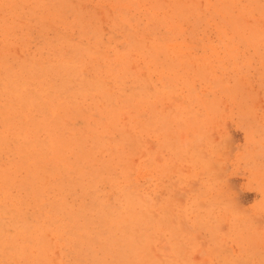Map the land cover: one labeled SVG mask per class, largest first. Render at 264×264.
Here are the masks:
<instances>
[{
	"label": "rangeland",
	"instance_id": "374dc122",
	"mask_svg": "<svg viewBox=\"0 0 264 264\" xmlns=\"http://www.w3.org/2000/svg\"><path fill=\"white\" fill-rule=\"evenodd\" d=\"M65 1L68 4L63 3ZM81 1L82 2H80V0H0V109H4L0 110V138H2V141H0V155L2 156H0V172H3L0 174V222L2 221L0 223V234L2 233L0 236V245L2 244L0 246V264H67L68 262V264H102L103 260V264H137V262L139 264H264V38H262L264 37V0H252L251 3L250 0L248 3V0H218L219 2L213 0L214 3L212 0H156L155 2L154 0H117V2L116 0H97L98 2H95L96 0ZM193 1L196 3L194 4ZM230 1L233 2L231 3ZM56 2L59 3L60 6L59 4L55 6V4H57ZM137 2L139 4H137ZM175 2L178 3V5L180 3V5L178 6L177 4H174ZM205 2L208 3V6ZM223 2L231 4L224 3V6ZM186 3H190V5ZM110 4L112 6H110ZM165 4L167 6H165ZM187 5L189 7H187ZM214 5H218V7ZM150 6L154 7L151 8ZM247 6H249V8ZM53 7L55 9H53ZM164 8L166 10H164ZM62 10H64V13L66 12V14H64ZM73 11L76 13L74 14ZM232 11L235 13L231 14ZM237 12L239 16L237 15ZM157 13H160L161 15ZM59 14H61V16ZM119 14L123 18L120 17ZM64 15L66 16L64 17ZM62 16L64 18H62ZM115 16H118V19ZM220 16H223V20H220L222 19ZM141 17H143V19H141ZM171 17L173 18V22H171ZM253 17L257 18L254 19ZM145 18L146 20H144ZM233 18L235 22L233 21ZM112 19L113 21H111ZM157 19H159V22ZM56 21L58 23H56ZM87 21L89 23H87ZM114 21L115 23L118 22L115 24ZM231 21H233V23H231ZM62 22L64 24H62ZM65 23H67V25ZM96 23L97 25H95ZM72 24L78 25L76 26ZM176 24L177 27H175ZM99 25H105V28ZM171 25L174 26L171 27ZM244 26L246 27L243 28ZM61 27L64 28V31ZM75 27H77V29ZM98 27H100V29ZM67 28L68 30H66ZM242 28L244 30H242ZM101 29L103 31H101ZM180 29L184 30V32ZM60 30L63 32H60ZM129 31H131V34H128L130 33ZM96 32L98 34H96ZM235 32L236 34L234 35ZM168 35L169 38H167ZM56 36L57 38L59 37L58 40L57 38L55 39ZM253 36H256V39ZM258 36L260 38H258ZM120 37H122V40H119ZM229 37H231V39ZM151 38L153 40H151ZM106 39L107 41H104ZM112 40L114 42H112ZM50 41L53 42H51V45H49ZM181 41L183 45L180 43ZM127 43L131 44L127 45ZM222 43L224 47L221 46ZM136 44H138L140 48L136 46ZM242 44L244 45L242 46ZM247 45H249V48ZM151 46H154L155 50L154 47ZM100 47L103 48L101 49ZM159 47L161 48L159 49ZM234 47L236 48L234 49ZM153 52H155V54ZM144 60L146 62H144ZM127 61H132L133 63H128ZM34 65L36 66L34 71L37 69L36 72L33 71ZM37 66L41 68H37ZM54 66L59 68H55ZM27 67L30 71H28ZM130 68L131 70L135 69L136 71H131ZM63 69L66 70L63 71ZM24 70H26V72ZM54 70H58V73ZM20 71L21 73H19ZM23 71L24 73H22ZM41 72L44 75H41ZM62 72L63 75H61ZM138 72L139 74H137ZM25 73H27V75ZM34 73L37 74L34 76ZM136 74L137 78L135 77ZM125 75L127 79L125 78ZM119 77H122L120 78L121 81L118 80ZM11 84H13V86ZM131 85L134 87L131 88ZM58 89H60V91ZM69 91H71L70 94H68ZM141 91L143 93H141ZM47 93H49L48 96L46 95ZM60 93L62 95L67 93V95L64 94L62 96ZM144 94L146 95L145 97H143ZM131 96H133V98ZM112 98H114L113 101ZM120 99H122L121 102ZM159 99L163 101L157 102ZM13 101L15 102L12 103ZM146 102L149 106L151 105L150 108ZM35 103L36 105H34ZM131 104L132 106H136L132 107L130 106ZM12 106H15L14 108L16 109ZM72 107L74 108L72 109ZM89 109H91L90 112ZM98 109H102L103 112ZM6 110L9 112H6ZM76 110L80 114L77 113ZM134 110L140 115L135 112V116V114H133ZM150 110L152 111L150 112ZM112 112L115 115H113ZM117 113L118 115L116 116ZM145 113H148V115ZM71 114L74 115V117ZM66 115L71 116H68V118ZM78 115H81L82 118L87 115V119L85 117L84 121H82L83 119ZM114 118H116L117 122ZM27 119L30 124L27 122ZM60 119L62 121H58ZM147 119L150 120L147 121ZM11 120H13V122ZM32 120L36 123H32ZM53 121L55 124H53ZM11 124L13 125L11 126ZM40 124H42V126ZM56 125L60 127L58 128ZM147 125H150L153 128L151 129V127ZM89 126L91 127L90 129ZM66 127L69 130L67 129L66 131ZM121 127L122 130L125 129L123 130V134L126 132L125 135L121 133ZM138 128L139 130H137ZM113 129L115 131H113ZM47 131H49V133ZM104 132H106V134ZM149 133H151V135ZM145 134H148L149 137ZM53 137H55V139H53ZM49 138L51 140H49ZM128 138L131 139L129 140ZM67 139L69 140L67 141ZM79 139L82 144H80ZM4 140L6 141L4 142ZM65 141L67 142V146ZM60 142L63 143L60 145ZM93 142L94 144L97 143V145L93 146ZM69 143L72 146H70ZM38 144L39 146H37ZM73 144H75V146ZM59 148H61L60 151ZM114 148H116V150ZM136 150H138L140 154L136 152ZM119 153L123 154L119 155ZM61 154L63 155V159L60 156ZM86 155H89V160L86 158ZM23 157H25V159ZM84 158L85 160H83ZM92 158L95 160L92 161ZM19 159H21V162L23 161V163H21ZM14 162L17 164H14ZM24 163H26L27 166H24ZM76 163H80V165ZM13 170L17 174L11 172ZM64 171H66L67 175ZM108 172L111 173L108 174ZM112 173H114V176ZM49 174L51 175L50 177ZM68 175L70 179H68ZM98 175L99 177H97ZM13 177L15 179H13ZM40 177L44 178V180H38ZM9 179L11 181L13 180V182ZM65 179L68 181L66 182ZM77 179H79V181ZM86 179H88V181ZM24 183H26V185H24ZM44 183L46 186H43ZM79 183L82 184V186H79ZM62 186L65 187L63 188ZM20 188L22 192L20 191ZM56 188L58 190L60 189V191ZM73 188L76 189V194H80L79 196L77 195L76 197L74 190H71ZM30 189L32 191H30ZM51 190L54 192L52 193ZM25 192L29 197L28 195H25ZM36 193H38V195H35ZM88 194L94 197L90 196V198H88ZM7 195L10 197L11 195L13 196L10 198ZM63 196H65V198ZM128 199L129 201L131 200L132 203L126 201ZM99 201L102 206L99 204ZM90 202H92V204H90ZM130 203L133 208L130 207ZM85 204H87V208ZM32 205H34V207ZM20 206L23 208L20 209ZM78 207L81 208L78 210ZM94 207L96 208V211H94ZM98 207L100 209H98ZM59 208L62 210L60 211ZM36 209L38 210L36 211ZM40 210L42 213H39L41 212ZM82 210H84V213H81V215L80 212H82ZM58 211L60 212L58 213ZM137 211L138 213H141L140 215L137 213L138 216L135 213ZM17 214L19 215L18 217H16ZM88 214H90L92 219ZM103 214L107 215L104 219L103 217H105V215ZM80 217L81 220H78ZM126 217L132 218L133 221ZM26 220L28 221L26 222ZM82 221H85V223ZM78 222H80V225ZM102 222L104 224H102ZM114 222H116V225ZM132 222L136 223L132 224ZM150 222L152 223V226ZM138 223L139 225L136 226ZM143 224L150 225L145 226ZM34 225H36V227ZM88 225L90 227L93 226V228H90ZM114 228L118 230H115ZM90 229L93 230L89 231ZM154 230L155 232L157 230V232L155 233ZM17 231H19V233ZM21 231H24V233L21 234ZM25 231H29L30 233ZM71 232H73V234ZM88 232L90 233L88 234ZM91 232H94L93 235ZM127 233L128 237L126 236ZM17 234L19 235L17 236ZM45 234H47V236H45ZM2 236L4 238H2ZM33 236H37L38 238L36 239V237H34L35 239H33ZM48 236L51 237L49 238ZM104 236H106V239L102 238ZM73 237H75V239H73ZM121 237L124 240H122ZM23 239H25V241ZM76 239L79 240L77 241ZM149 239L152 242L149 241ZM48 240H50V242ZM92 241L94 245L91 243ZM116 241L121 245L119 246L120 248ZM106 242L110 245L112 244V247L109 244L107 245ZM42 243L46 250L42 247ZM131 243L132 245H130ZM11 244L13 245L12 247ZM86 244L87 248H85ZM100 244H102V247ZM93 246L95 247L92 248ZM146 246H148V248ZM15 247L16 249H14ZM28 248H30V251ZM100 248L101 250L106 248V250L103 249L102 251L104 252H101ZM124 250L125 252H123ZM29 252L30 254H28ZM27 254L30 257L33 254H36L37 256L35 257V255H33V260L27 256ZM126 254H128V257ZM44 255L47 257H44ZM101 255L102 257H100ZM107 255L110 256L107 258ZM98 256L100 258H98ZM110 257L113 258L110 259ZM114 257H117V260ZM127 259L130 263H127ZM121 260H123V262ZM57 261H59V263Z\"/></svg>",
	"mask_w": 264,
	"mask_h": 264
},
{
	"label": "bare ground",
	"instance_id": "6f19581e",
	"mask_svg": "<svg viewBox=\"0 0 264 264\" xmlns=\"http://www.w3.org/2000/svg\"><path fill=\"white\" fill-rule=\"evenodd\" d=\"M55 1H56V0H55ZM76 1H77V0H76ZM78 1H79V0H78ZM98 1H99V0H98ZM98 1L96 0L95 2H98ZM113 1H114V0H113ZM144 1H145V0H144ZM147 1H148V0H147ZM150 1H151V0H150ZM150 1H149V2H150ZM152 1H153V0H152ZM155 1H156V0H154V2H155ZM158 1H160V0H158ZM162 1H163V0H162ZM173 1H174V0H173ZM173 1H172V2H173ZM181 1H182V0H181ZM186 1H187V0H186ZM212 1H213V0H212ZM214 1H215V0H214ZM214 1H213V3H214ZM216 1H218V0H216ZM225 1H226V0H225ZM235 1H236V0H235ZM244 1H245V0H244ZM244 1H243V2H244ZM254 1H255V0H254ZM261 1H262V0H261ZM80 2H82V1L80 0ZM90 2H91V1H90ZM116 2H117V0H116ZM126 2H127V1H126ZM179 2H180V1H179ZM218 2H219V1H218ZM230 2H231V1H230ZM232 2H233V1H232ZM232 2H231V3H232ZM248 2H249V0L247 1V3H248ZM251 2H252V0H250V3H251ZM263 2H264V1H263ZM56 3H57V2H56ZM63 3H66V1L63 2ZM91 3H92V2H91ZM102 3H104V2H102ZM102 3H101V4H102ZM123 3H124V2H123ZM130 3H131V2H130ZM130 3H129V4H130ZM141 3H142V2H141ZM182 3H183V2H182ZM193 3H194V1H193ZM195 3H196V2H195ZM195 3H194V4H195ZM198 3H199V2H198ZM206 3H207V2H205V4H206ZM224 3H226V2H223V5L225 6ZM227 3H228V2H227ZM227 3H226V4H227ZM231 3H228V4L230 5ZM58 4H59V3L55 4V6L58 5ZM61 4H62V3H61ZM66 4H68V3H66ZM72 4H73V3H72ZM105 4H106V2H105ZM108 4H109V3H108ZM137 4H139V3L137 2ZM137 4H136V5H137ZM157 4H158V3H157ZM174 4H177V5H178V3H176V2H175ZM184 4H185V3H184ZM186 4H188V3H186ZM253 4H254V3H253ZM260 4H261V3H260ZM64 5H65V4H64ZM70 5H71V4H70ZM74 5H75V4H74ZM77 5H78V4H77ZM94 5H95V4H94ZM102 5H103V4H102ZM106 5H107V4H106ZM115 5H116V4H115ZM123 5H124V4H123ZM125 5H126V4H125ZM145 5H146V4H145ZM147 5H148V4H147ZM158 5H160V4H158ZM172 5H173V4H172ZM179 5H180V3H179ZM179 5H178V6H179ZM188 5H190V3H189ZM188 5H187V7H189ZM196 5H198V4H196ZM229 5H228V7L230 8ZM235 5H236V4H235ZM241 5H242V4H241ZM59 6H60V4H59ZM110 6H112V5L110 4ZM113 6H114V5H113ZM165 6H167V5L165 4ZM178 6H177V7H178ZM183 6H185V5H183ZM207 6H208V3H207ZM214 6H217V7H218V5H214ZM219 6H220V5H219ZM224 6H223V7H224ZM242 6H243V5H242ZM242 6H241V7H242ZM255 6H256V4H255ZM255 6H254V7H255ZM65 7H66V6H65ZM124 7H125V6H124ZM133 7H134V5H133ZM137 7H138V6H137ZM150 7H151V6H150ZM150 7H148V8H150ZM152 7H154V6H152ZM152 7H151V8H152ZM155 7H156V6H155ZM172 7H173V6H172ZM185 7H186V6H185ZM196 7H197V6H196ZM199 7H200V6H199ZM199 7H198V8H199ZM233 7H234V6H233ZM235 7H236V6H235ZM237 7H238V6H237ZM247 7L249 8V6H247ZM247 7H246V8H247ZM252 7H253V6H252ZM259 7H260V6H259ZM71 8H72V7H71ZM71 8H70V9H71ZM139 8H140V7H139ZM173 8H174V7H173ZM212 8H213V7H212ZM250 8H251V7H250ZM53 9H55V8L53 7ZM72 9H73V8H72ZM153 9H154V8H153ZM176 9H177V8H176ZM176 9H174V10H176ZM180 9H182V8H180ZM232 9H233V8H232ZM238 9H239V8H238ZM242 9H243V8H242ZM59 10H60V8H59ZM66 10H67V9H66ZM75 10H76V9H75ZM114 10H115V9H114ZM120 10H121V9H120ZM127 10H128V9H127ZM130 10H131V8H130ZM164 10H166V9L164 8ZM186 10H187V9H186ZM216 10H217V9H216ZM228 10H229V9H228ZM228 10H227V11H228ZM235 10H236V9H235ZM262 10H263V9H262ZM62 11H63V13H64V10H62ZM62 11H61V13H62ZM115 11H116V10H115ZM118 11H119V10H118ZM128 11H129V10H128ZM137 11H138V10H137ZM159 11H160V10H159ZM169 11H170V10H169ZM171 11H172V9H171ZM176 11H178V10H176ZM193 11H194V10H193ZM243 11H244V10H243ZM251 11H253V10H251ZM260 11H261V10H260ZM55 12H56V11H55ZM57 12H58V10H57ZM121 12H122V10H121ZM147 12H148V11H147ZM156 12H157V11H156ZM173 12H174V11H173ZM189 12H190V10H189ZM218 12H219V11H218ZM261 12H262V11H261ZM261 12H260V13H261ZM59 13H60V12H59ZM68 13H69V12H68ZM71 13H72V12H71ZM73 13L75 14L76 12L73 11ZM77 13H78V12H77ZM116 13H117V12H116ZM118 13H120V12H118ZM150 13H151V11H150ZM161 13H162V12H161ZM181 13H182V12H181ZM185 13H186V12H185ZM194 13H195V12H194ZM229 13H230V12H229ZM234 13H235V12L232 11L231 14H234ZM256 13H259V12H256ZM64 14H66V12H65ZM80 14H82V13H80ZM107 14H108V13H107ZM107 14H106V15H107ZM127 14H128V12H127ZM142 14H143V13H142ZM146 14H147V13H146ZM154 14H155V12H154ZM157 14L161 15L160 13H157ZM177 14H178V13H177ZM199 14H200V12H199ZM203 14H204V13H203ZM207 14H208V13H207ZM210 14H211V12H210ZM215 14H216V13H215ZM227 14H228V13H227ZM50 15H51V14H50ZM59 15L61 16V14H59ZM123 15H124V14H123ZM137 15H138V14H137ZM151 15H152V14H151ZM163 15H164V14H163ZM173 15H174V14H173ZM205 15H206V13H205ZM205 15H204V16H205ZM218 15H219V14H218ZM237 15H238V12H237ZM237 15H236V16H237ZM244 15H245V14H244ZM251 15H252V14H251ZM261 15H262V13H261ZM263 15H264V14H263ZM55 16H56V15H55ZM65 16H66V15H64V17H65ZM68 16H69V15H68ZM71 16H72V15H71ZM77 16H78V15H77ZM81 16H83V15H81ZM88 16H89V15H88ZM109 16H110V15H109ZM119 16L122 17L120 14H119ZM128 16H129V15H128ZM128 16H126V17H128ZM132 16H133V15H132ZM141 16H142V15H141ZM152 16H153V15H152ZM157 16H158V15H157ZM184 16H185V15H184ZM186 16H187V15H186ZM188 16H189V15H188ZM196 16H197V13H196ZM234 16H235V15H234ZM234 16H233V17H234ZM238 16H239V15H238ZM246 16H247V15H246ZM53 17H54V16H53ZM53 17H52V18H53ZM56 17H58V16H56ZM64 17L62 16V18H64ZM106 17H107V16H106ZM115 17H116V16H115ZM147 17H148V16H147ZM147 17H146V18H147ZM149 17H150V16H149ZM162 17H163V16H162ZM169 17H170V16H169ZM193 17H194V16H193ZM202 17H203V16H202ZM222 17H223V16H222ZM222 17L220 16V18H222ZM241 17H242V16H241ZM241 17H240V18H241ZM50 18H51V17H50ZM66 18H67V17H66ZM76 18H77V17H76ZM83 18H84V17H83ZM87 18H88V17H87ZM108 18H110V17H108ZM116 18L118 19V16H117ZM122 18H123V17H122ZM130 18H132V17H130ZM136 18H137V16H136ZM146 18H145L144 20H146ZM150 18H152V17H150ZM153 18H154V17H153ZM194 18H195V17H194ZM198 18H199V16H198ZM198 18H197V19H198ZM207 18H209V17H207ZM213 18H214V17H213ZM231 18H232V17H231ZM231 18H230V19H231ZM246 18H247V17H246ZM249 18H250V17H249ZM253 18L255 19V18H257V17H253ZM263 18H264V17H263ZM54 19H55V18H54ZM81 19H82V18H81ZM94 19H95V18H94ZM110 19H111V18H110ZM132 19H133V18H132ZM141 19H143V17H141ZM167 19H168V17H167ZM171 19H172L171 22H173V18H172V17H171ZM200 19H201V18H200ZM214 19H215V18H214ZM230 19H229V20H230ZM237 19H239V18H237ZM61 20H62V19H61ZM86 20H89V19H86ZM160 20H161V19H160ZM215 20H216V19H215ZM218 20H219V19H218ZM220 20H223V18L220 19ZM220 20H219V21H220ZM259 20H260V19H259ZM259 20H258V21H259ZM59 21H60V20H59ZM69 21H70V20H69ZM95 21H96V19H95ZM99 21H100V20H99ZM105 21H106V20H105ZM111 21H113V19H112ZM131 21H132V20H131ZM139 21H140V20H139ZM157 21L159 22V19H157ZM157 21H156V22H157ZM162 21H163V20H162ZM169 21H170V20H169ZM206 21H207V20H206ZM233 21L235 22L234 18H233ZM233 21H231V23H233ZM238 21H239V20H238ZM241 21H242V20H241ZM254 21H255V20H254ZM90 22H91V21H90ZM117 22H118V21H117ZM117 22H116V23H117ZM150 22H151V21H150ZM158 22H157V23H158ZM175 22H176V21H175ZM188 22H189V21H188ZM210 22H211V21H210ZM226 22H227V21H226ZM246 22H247V21H246ZM256 22H257V21H256ZM56 23H58V22L56 21ZM67 23H68V22H67ZM67 23H65V24L67 25ZM79 23H80V22H79ZM85 23H86V21H85ZM87 23H89V22L87 21ZM93 23H94V22H93ZM99 23H100V22H99ZM101 23H102V21H101ZM109 23H110V22H109ZM114 23H115V21H114ZM116 23H115V24H116ZM133 23H134V21H133ZM142 23H143V22H142ZM147 23H148V22H147ZM179 23H181V22H179ZM183 23H184V21H183ZM185 23H186V22H185ZM223 23H224V21H223ZM231 23H230V26H231ZM247 23H249V22H247ZM247 23H246V24H247ZM260 23H262V22H260ZM263 23H264V22H263ZM62 24H64V23L62 22ZM105 24H106V23H105ZM127 24H128V23H127ZM164 24H165V20H164ZM171 24H172V23H171ZM173 24H174V23H173ZM227 24H229V23H227ZM234 24H235V23H234ZM53 25H54V23H53ZM60 25H61V24H60ZM70 25H71V24H70ZM72 25H76V24H72ZM77 25H78V24H77ZM77 25H76V26H77ZM95 25H97V23H96ZM111 25H112V24H111ZM118 25H119V24H118ZM139 25H140V22H139ZM148 25H149V24H148ZM167 25H168V24H167ZM190 25H191V22H190ZM192 25H193V24H192ZM205 25H207V24H205ZM209 25H210V24H209ZM216 25H217V24H216ZM225 25H226V23H225ZM241 25H243V24H241ZM261 25H262V24H261ZM261 25H260V27H261ZM54 26H55V25H54ZM63 26H64V25H63ZM82 26H83V25H82ZM88 26H89V25H88ZM99 26L102 27L103 25H99ZM108 26H109V24H108ZM157 26H158V25H157ZM161 26H163V25H161ZM168 26H169V25H168ZM172 26H174V25H171V27H172ZM185 26H186V24H185ZM193 26H194V25H193ZM213 26H214V25H213ZM217 26H218V25H217ZM247 26H248V25H247ZM70 27H71V26H70ZM83 27H84V26H83ZM89 27H90V26H89ZM89 27H88V29H89ZM103 27L105 28V25H104ZM109 27H110V26H109ZM121 27H122V26H121ZM121 27H120V28H121ZM137 27H138V26H137ZM142 27H143V26H142ZM164 27H165V25H164ZM164 27H163V28H164ZM175 27H177V24L175 25ZM190 27H191V26H190ZM224 27H225V26H224ZM228 27H229V26H228ZM245 27H246V26H244L243 28H245ZM262 27H263V25H262ZM56 28H57V27H56ZM61 28H63V27H61ZM65 28H66V26H65ZM75 28L77 29V27H75ZM98 28L100 29V27H98ZM134 28H135V27H134ZM199 28H200V27H199ZM202 28H203V27H202ZM208 28H209V26H208ZM243 28H242V30H244ZM57 29H58V28H57ZM76 29H75V30H76ZM79 29H80V28H79ZM86 29H87V28H86ZM88 29H87V30H88ZM92 29H93V28H92ZM109 29H110V28H109ZM121 29H122V28H121ZM137 29H138V28H137ZM144 29H145V28H144ZM146 29H147V27H146ZM178 29H179V28H178ZM206 29H207V28H206ZM211 29H212V28H211ZM220 29H221V28H220ZM236 29H237V27H236ZM239 29H240V28H239ZM258 29H259V28H258ZM61 30H62V29H61ZM61 30H60V32H63V31H64V28H63V31H61ZM66 30H68V28H67ZM89 30H90V29H89ZM127 30H128V29H127ZM147 30H148V29H147ZM161 30H162V29H161ZM161 30H160V31H161ZM180 30H181V29H180ZM188 30H189V29H188ZM192 30H193V28H192ZM202 30H204V29H202ZM230 30H231V29H230ZM237 30H238V29H237ZM260 30H261V29H260ZM91 31H93V30H91ZM96 31H97V30H96ZM101 31H103V30L101 29ZM148 31H149V30H148ZM181 31L184 32V30H181ZM193 31H194V30H193ZM195 31H196V30H195ZM207 31H209V30H207ZM213 31H214V30H213ZM218 31H219V30H218ZM233 31H234V30H233ZM238 31H239V30H238ZM247 31H248V30H247ZM258 31H259V30H258ZM261 31H262V30H261ZM78 32H79V31H78ZM78 32H77V33H78ZM93 32H94V31H93ZM93 32H92V33H93ZM111 32H112V31H111ZM121 32H122V31H121ZM129 32H130V33H128V34H131V31H129ZM168 32H170V31H168ZM202 32H203V31H202ZM219 32H220V31H219ZM219 32H218V33H219ZM231 32H232V30H231ZM236 32H237V31H236ZM236 32L234 33V35L236 34ZM239 32H240V31H239ZM242 32H243V31H242ZM262 32H263V31H262ZM92 33H91V34H92ZM99 33H100V32H99ZM125 33H126V32H125ZM125 33H124V34H125ZM162 33H163V32H162ZM210 33H211V32H210ZM224 33H225V32H224ZM232 33H233V32H232ZM260 33H261V32H260ZM56 34H57V33H56ZM68 34H69V33H68ZM93 34H94V33H93ZM96 34H98V33L96 32ZM122 34H123V33H122ZM202 34H203V33H202ZM221 34H222V33H221ZM229 34H230V33H229ZM83 35H85V34H83ZM101 35H102V34H101ZM106 35H108V34H106ZM125 35H126V34H125ZM133 35H134V34H133ZM183 35H184V34H183ZM247 35H248V34H247ZM61 36H62V35H61ZM74 36H75V35H74ZM76 36H77V35H76ZM78 36H79V35H78ZM123 36H124V35H123ZM123 36H122V37H123ZM127 36H129V35H127ZM134 36H135V35H134ZM145 36H147V35H145ZM151 36H152V35H151ZM153 36H155V35H153ZM64 37H65V36H64ZM122 37H120L119 40H122V39H121ZM158 37H159V36H158ZM185 37H186V36H185ZM202 37H203V36H202ZM231 37H232V36H231ZM231 37H229V38L231 39ZM253 37L255 38L256 36H253ZM56 38H57V36L55 37V39H56ZM65 38H66V37H65ZM65 38H63V39H65ZM100 38H101V37H100ZM115 38H117V37H115ZM129 38H130V37H129ZM167 38H169V35H168ZM177 38H178V37H177ZM177 38H176V39H177ZM226 38H227V37H226ZM226 38H225V39H226ZM229 38H228V39H229ZM258 38H260V37L258 36ZM262 38H264V37H262ZM58 39H59V37L57 38V40H58ZM113 39H114V38H113ZM127 39H128V38H127ZM162 39H163V38H162ZM174 39H175V38H174ZM174 39H173V40H174ZM178 39H179V38H178ZM187 39H188V37H187ZM201 39H202V38H201ZM215 39H216V38H215ZM215 39H214V41H215ZM219 39H220V38H219ZM245 39H246V38H245ZM251 39H252V38H251ZM255 39H256V38H255ZM61 40H62V39H61ZM66 40H67V38H66ZM151 40H153V39L151 38ZM171 40H172V38H171ZM206 40H207V38H206ZM243 40H244V39H243ZM257 40H258V39H257ZM263 40H264V39H263ZM64 41H65V40H64ZM77 41H78V40H77ZM92 41H93V40H92ZM104 41H107V39L104 40ZM116 41H117V40H116ZM127 41H128V40H127ZM135 41H136V40H135ZM165 41H166V40H165ZM179 41H180V40H179ZM179 41H178V42H179ZM231 41H232V40H231ZM258 41H259V40H258ZM51 42H52V41H50V44H49V45H51ZM60 42H61V41H60ZM66 42H67V41H66ZM112 42H114V41L112 40ZM124 42H125V41H124ZM163 42H164V41H163ZM171 42H173V41H171ZM204 42H205V41H204ZM224 42H225V40H224ZM229 42H230V41H229ZM254 42H255V41H254ZM52 43H53V42H52ZM57 43H58V41H57ZM118 43H119V42H118ZM131 43H132V41H131ZM131 43H127V45H128V44H131ZM133 43H134V42H133ZM136 43H137V42H136ZM180 43L182 44V41H181ZM250 43H251V42H250ZM55 44H56V43H55ZM61 44H62V43H61ZM113 44H114V43H113ZM115 44H116V43H115ZM140 44H141V43H140ZM144 44H145V43H144ZM164 44H166V43H164ZM187 44H188V43H187ZM192 44H193V43H192ZM217 44H218V43H217ZM228 44H229V43H228ZM231 44H232V42H231ZM236 44H237V43H236ZM239 44H240V43H239ZM248 44H249V43H248ZM254 44H255V43H254ZM257 44H258V42H257ZM259 44H260V42H259ZM70 45H71V44H70ZM109 45H110V44H109ZM127 45H126V46H127ZM182 45H183V44H182ZM194 45H195V44H194ZM234 45H235V44H234ZM243 45H244V44H242V46H243ZM252 45H253V44H252ZM68 46H69V45H68ZM75 46H76V45H75ZM101 46H102V45H101ZM106 46H107V44H106ZM122 46H123V45H122ZM136 46H138V44H136ZM196 46H197V45H196ZM218 46H219V45H218ZM221 46H223V43H222ZM225 46H226V45H225ZM231 46H232V45H231ZM238 46H239V45H238ZM247 46H248V48H249V45H247ZM256 46H257V45H256ZM69 47H70V46H69ZM129 47H130V46H129ZM138 47L140 48V46H138ZM151 47H154V46H151ZM177 47H178V46H177ZM191 47H192V46H191ZM208 47H211V46H208ZM223 47H224V46H223ZM227 47H228V46H227ZM253 47H254V46H253ZM257 47H258V46H257ZM52 48H53V47H52ZM62 48H63V47H62ZM66 48H67V47H66ZM71 48H72V47H71ZM76 48H77V47H76ZM100 48H101V47H100ZM102 48H103V47H102ZM102 48H101V49H102ZM118 48H119V47H118ZM118 48H117V50H118ZM126 48H127V47H126ZM130 48H131V47H130ZM134 48H135V47H134ZM145 48L148 49L147 47H145ZM157 48H158V47H157ZM160 48H161V47H159V49H160ZM166 48H167V47H166ZM214 48H215V47H214ZM214 48H213V49H214ZM221 48H222V47H221ZM225 48H226V47H225ZM235 48H236V47H234V49H235ZM127 49H129V48H127ZM169 49H171V48H169ZM182 49H183V48H182ZM184 49H186V48H184ZM203 49H205V48H203ZM223 49H224V48H223ZM230 49H232V48H230ZM257 49H258V48H257ZM261 49H262V48H261ZM54 50H55V49H54ZM72 50H73V49H72ZM72 50H71V51H72ZM125 50H126V49H125ZM149 50H150V48H149ZM154 50H155V47H154ZM51 51H52V50H51ZM55 51H56V50H55ZM63 51H64V50H63ZM66 51H67V50H66ZM74 51H75V50H74ZM123 51H124V49H123ZM132 51H133V50H132ZM150 51H151V50H150ZM158 51H159V50H158ZM75 52H76V51H75ZM155 52H156V51H155ZM155 52H153V53L155 54ZM97 53H98V52H97ZM109 53H110V52H109ZM206 53H207V52H206ZM72 54H73V53H72ZM81 54H83V53H81ZM85 54H86V53H85ZM161 54H162V53H161ZM67 55H68V54H67ZM70 55H71V54H70ZM83 55H84V54H83ZM110 55H111V54H110ZM129 55H130V54H129ZM131 55H132V54H131ZM150 55H153V54H150ZM158 55H159V53H158ZM160 56H161V55H160ZM42 57H43V56H42ZM59 57H60V56H59ZM66 57H67V56H66ZM75 57H76V56H75ZM124 57H125V56H124ZM130 57H131V56H130ZM138 57H139V56H138ZM142 57H143V56H142ZM45 58H46V57H45ZM69 58H70V57H69ZM69 58H68V59H69ZM76 58H77V57H76ZM76 58H75V59H76ZM131 58H132V57H131ZM139 58H141V57H139ZM161 58H162V57H161ZM81 59H82V58H81ZM51 60H52V59H51ZM63 60H64V59H63ZM63 60H62V61H63ZM82 60H84V59H82ZM88 60H89V59H88ZM90 60H91V59H90ZM132 60H133V59H132ZM141 60H142V59H141ZM77 61H78V60H77ZM114 61H115V60H114ZM55 62H56V61H55ZM112 62H113V61H112ZM122 62H123V61H122ZM127 62H128V61H127ZM129 62H130V61H129ZM129 62H128V63H129ZM131 62H132V61H131ZM131 62H130V63H131ZM144 62H146V61L144 60ZM76 63H77V62H76ZM110 63H111V62H110ZM132 63H133V62H132ZM86 64H87V63H86ZM102 64H103V63H102ZM119 64H120V63H119ZM143 64H144V63H143ZM143 64H142V65H143ZM35 65H36V64H35ZM35 65H34V67H33V68H34L33 71L35 70V67H36ZM44 65H45V64H44ZM50 65H51V64H50ZM113 65H114V64H113ZM128 65H129V64H128ZM131 65H132V64H131ZM25 66H26V65H25ZM45 66H46V65H45ZM47 66H48V65H47ZM57 66H58V65H57ZM61 66H62V65H61ZM70 66H71V65H70ZM72 66H73V65H72ZM125 66H127V65H125ZM31 67H32V66H31ZM49 67H50V66H49ZM51 67H52V66H51ZM54 67H55V66H54ZM74 67H76V66H74ZM89 67H90V66H89ZM120 67H121V66H120ZM131 67H132V66H131ZM22 68H23V66H22ZM27 68H28V67H27ZM27 68H26V69H27ZM37 68H41V67H38V66H37ZM52 68H53V67H52ZM55 68H59V67H55ZM103 68H104V67H103ZM152 68H153V67H152ZM60 69H61V68H60ZM71 69H72V68H71ZM123 69H124V68H123ZM128 69H129V68H128ZM22 70H23V69H22ZM45 70H46V69H45ZM64 70H66V69H63V71H64ZM73 70H74V69H73ZM73 70H72V71H73ZM110 70H111V69H110ZM113 70H114V69H113ZM126 70H127V69H126ZM126 70H125V72H126ZM130 70H131V68H130ZM134 70H135V69H134ZM134 70H131V71H134ZM24 71L26 72V70H24ZM24 71H23L22 73H24ZM28 71H30L29 68H28ZM31 71H32V70H31ZM36 71H37V69H36ZM36 71H34V72H36ZM47 71H48V69H47ZM54 71H55V70H54ZM61 71H62V70H61ZM83 71H84V69H83ZM135 71H136V70H135ZM51 72H52V70H51ZM55 72L58 73V70H56ZM70 72H71V71H70ZM123 72H124V71H123ZM147 72H148V71H147ZM19 73H21V71H20ZM27 73H29V72H27ZM27 73H25V74L27 75ZM37 73H39V72H37ZM37 73H34V76H35V74H37ZM59 73H60V70H59ZM127 73H129V72H127ZM134 73H135V72H134ZM42 74H43V73L41 72V75H42ZM48 74H49V73H48ZM52 74H53V73H52ZM92 74H93V73H92ZM120 74H121V72H120ZM137 74H139V72H138ZM137 74H136V76L134 75L136 78H137ZM17 75H19V74H17ZM41 75H40V76H41ZM43 75H44V74H43ZM61 75H63V72H62ZM130 75H131V72H130ZM130 75H129V76H130ZM162 75H163V74H162ZM22 76H23V75H22ZM48 76H49V75H48ZM64 76H65V75H64ZM89 76H90V75H89ZM91 76H92V75H91ZM115 76H116V75H115ZM120 76H122V75H120ZM156 76H157V75H156ZM28 77H29V76H28ZM122 77H123V76H122ZM122 77H119L118 80H120V78H122ZM162 77H163V76H162ZM13 78H14V77H13ZM15 78H16V74H15ZM18 78H19V77H18ZM30 78H31V77H30ZM53 78H54V77H53ZM53 78H52V79H53ZM125 78L127 79L126 75H125ZM7 79H8V77H7ZM10 79H11V78H10ZM19 79H21V78H19ZM19 79H17V80H19ZM28 79H29V78H28ZM40 79H41V78H40ZM129 79H130V78H129ZM131 79H132V78H131ZM143 79H144V78H143ZM1 80H2V79H1ZM31 80H32V78H31ZM76 80H77V79H76ZM112 80H113V79H112ZM139 80H140V78H139ZM144 80H145V79H144ZM2 81H3V80H2ZM13 81H14V80H13ZM48 81H49V80H48ZM59 81H60V80H59ZM120 81H121V80H120ZM123 81H125V80H123ZM130 81H131V80H130ZM4 82H5V81H4ZM131 82H132V81H131ZM138 82H139V81H138ZM141 82H142V81H141ZM55 83H56V82H55ZM61 83H62V82H61ZM95 83H96V82H95ZM119 83H120V82H119ZM134 83H135V82H134ZM134 83H133V84H134ZM8 84H9V82H8ZM14 84H15V83H14ZM44 84H45V82H44ZM63 84H64V83H63ZM81 84H82V83H81ZM89 84H90V83H89ZM89 84H88V85H89ZM98 84H100V83H98ZM112 84H113V83H112ZM133 84H132V85H133ZM139 84H140V83H139ZM144 84H145V83H144ZM11 85L13 86V84H11ZM16 85H17V84H16ZM27 85H28V84H27ZM27 85H26V86H27ZM29 85H30V84H29ZM127 85H128V84H127ZM129 85H130V84H129ZM132 85H131V88L134 87V86H132ZM134 85H135V84H134ZM136 85H137V84H136ZM147 85H148V84H147ZM9 86H10V84H9ZM32 86H34V85H32ZM52 86H53V85H52ZM58 86H59V84H58ZM61 86H62V84H61ZM61 86H60V87H61ZM73 86H74V85H73ZM1 87H2V86H1ZM18 87H19V86H18ZM74 87H75V86H74ZM87 87H88V86H87ZM87 87H86V88H87ZM89 87H90V86H89ZM135 87H136V86H135ZM143 87H144V85H143ZM143 87H142V90H143ZM148 87H149V86H148ZM33 88H34V87H33ZM111 88H112V86H111ZM26 89H27V88H26ZM41 89H42V88H41ZM82 89H83V88H82ZM136 89H137V88H136ZM151 89H152V88H151ZM10 90H11V89H10ZM58 90L60 91V89H58ZM61 90H62V89H61ZM84 90H85V89H84ZM137 90H138V89H137ZM5 91H6V90H5ZM38 91H39V90H38ZM138 91H139V90H138ZM18 92H20V91H18ZM31 92H32V91H31ZM66 92H68V91H66ZM70 92H71V91H69L68 94H70ZM151 92H152V91H151ZM0 93H1V92H0ZM8 93H9V92H8ZM12 93H13V91H12ZM25 93H26V92H25ZM141 93H143V92L141 91ZM3 94H4V92H3ZM5 94H6V93H5ZM20 94H21V93H20ZM60 94H61V93H60ZM64 94L67 95V93H64ZM64 94H63V95H64ZM75 94H76V93H75ZM22 95H23V94H22ZM46 95L48 96L49 93H47ZM52 95H53V94H52ZM61 95H62V94H61ZM63 95H62V96H63ZM72 95H73V94H72ZM88 95H89V94H88ZM88 95H87V96H88ZM130 95H132V94H130ZM130 95H129V96H130ZM142 95H143V94H142ZM26 96H27V95H26ZM32 96H33V95H32ZM133 96H134V94H133ZM133 96H131V97L133 98ZM145 96H146V95L144 94L143 97H145ZM0 97H1V96H0ZM2 97H3V96H2ZM124 97H125V96H124ZM131 97H130V99H131ZM26 98H27V97H26ZM100 98H101V97H100ZM119 98H121V97H119ZM0 99H1V98H0ZM10 99H11V98H10ZM10 99H9V100H10ZM12 99H13V98H12ZM50 99H51V98H50ZM67 99H68V97H67ZM79 99H80V98H79ZM113 99H114V98H112V101H113ZM116 99H117V98H116ZM125 99H126V98H125ZM130 99H129V100H130ZM136 99H137V98H136ZM151 99H152V98H151ZM24 100H25V98H24ZM42 100H43V99H42ZM48 100H49V98H48ZM60 100H61V99H60ZM71 100H72V99H71ZM121 100H122V99H120V102H121ZM129 100H128V102H129ZM1 101H2V100H1ZM49 101H50V100H49ZM64 101H65V100H64ZM67 101H68V100H67ZM107 101H108V100H107ZM126 101H127V100H126ZM130 101H131V100H130ZM139 101H140V100H139ZM150 101H151V100H150ZM162 101H163V100H162ZM162 101H161V99H159V101L157 100V102H162ZM9 102H10V101H9ZM14 102H15V101H13L12 103H14ZM68 102H69V101H68ZM124 102H125V101H124ZM144 102H145V101H144ZM155 102H156V101H155ZM4 103H6V102H4ZM36 103H37V102H36ZM36 103H35L34 105H36ZM42 103H43V102H42ZM88 103H89V102H88ZM130 103H132V102H130ZM142 103H143V102H142ZM142 103H141V106H142ZM15 104H16V103H15ZM24 104H26V103H24ZM63 104H64V103H63ZM72 104H73V103H72ZM85 104H86V103H85ZM110 104H111V103H110ZM136 104H138V103H136ZM146 104H147V102H146ZM155 104H156V103H155ZM157 104H159V103H157ZM5 105H6V104H5ZM21 105H23V104H21ZM26 105H27V104H26ZM34 105H33V106H34ZM58 105H59V104H58ZM92 105H93V104H92ZM122 105H123V103H122ZM124 105H125V104H124ZM126 105H127V104H126ZM147 105L149 106V104H147ZM24 106H25V105H24ZM37 106H38V105H37ZM37 106H36V107H37ZM43 106H44V104H43ZM45 106H47V105H45ZM52 106H53V105H52ZM64 106H65V105H64ZM82 106H83V105H82ZM90 106H91V105H90ZM130 106H132V104H131ZM133 106H134V105H133ZM133 106H132V107H133ZM135 106H136V105H135ZM135 106H134V107H135ZM138 106H139V105H138ZM150 106H151V105H150ZM150 106H149V108H150ZM160 106H161V105H160ZM4 107H5V106H4ZM7 107H8V106H7ZM12 107L14 108L15 106H12ZM61 107H62V105H61ZM61 107H59V108H61ZM70 107H71V106H70ZM92 107H93V106H92ZM117 107H118V106H117ZM9 108H11V107H9ZM18 108H19V107H18ZM59 108H58V109H59ZM66 108H68V107H66ZM73 108H74V107H72V109H73ZM89 108H90V107H89ZM146 108H147V107H146ZM1 109H2V108H1ZM1 109H0V110H1ZM14 109H16V108H14ZM77 109H78V107H77ZM113 109H114V107H113ZM115 109H116V108H115ZM153 109H154V108H153ZM155 109H156V108H155ZM161 109H162V108H161ZM2 110H4V109H2ZM8 110H9V109H8ZM8 110H6V112H7ZM12 110H13V109H12ZM18 110H19V109H18ZM22 110H23V109H22ZM37 110H38V109H37ZM61 110H62V109H61ZM90 110H91V109H89V112H90ZM95 110H96V109H95ZM98 110H100V109H98ZM101 110H102V109H101ZM101 110H100V111H101ZM110 110H112V109H110ZM128 110H129V109H128ZM132 110H133V108H132ZM138 110H139V108H138ZM145 110H146V109H145ZM162 110H163V109H162ZM27 111H28V110H27ZM62 111H63V110H62ZM62 111H61V112H62ZM140 111H141V110H140ZM151 111H152V110H150V112H151ZM158 111H159V110H158ZM2 112H3V111H2ZM8 112H9V111H8ZM37 112H38V111H37ZM39 112H40V111H39ZM70 112H71V111H70ZM70 112H69V114H70ZM76 112L79 113L77 110H76ZM102 112H103V110H102ZM110 112H111V111H110ZM115 112H116V111H115ZM118 112H120V111H118ZM135 112H137V111L134 110V113H133V114H135ZM142 112H143V111H142ZM142 112H141V113H142ZM153 112H154V111H153ZM11 113H12V112H11ZM11 113H10V114H11ZM46 113H47V112H46ZM53 113H54V112H53ZM62 113H63V112H62ZM74 113H75V112H74ZM95 113H96V112H95ZM107 113H109V112H107ZM107 113H106V115H107ZM112 113H113V112H112ZM137 113H138V112H137ZM156 113H157V112H156ZM156 113H155V114H156ZM7 114H8V113H7ZM30 114H31V113H30ZM79 114H80V113H79ZM83 114H84V113H83ZM87 114H88V113H87ZM93 114H94V113H93ZM119 114H120V113H119ZM138 114H139V113H138ZM145 114L148 115V113H145ZM149 114H150V113H149ZM160 114H161V113H160ZM56 115H57V113H56ZM71 115H72V114H71ZM71 115H66V116H67V117H68V116L70 117ZM94 115H95V114H94ZM98 115H99V113H98ZM113 115H115V114L113 113ZM117 115H118V113L116 114V116H117ZM127 115H128V114H127ZM130 115H131V114H130ZM139 115H140V114H139ZM142 115H143V114H142ZM142 115H141V116H142ZM13 116H15V115H13ZM63 116H64V114H63ZM72 116L74 117V115H72ZM78 116H79L80 118H82L81 115H78ZM86 116H87V115H86ZM86 116H85V117H86ZM89 116H90V115H89ZM135 116H136V114H135ZM135 116H134V117H135ZM143 116H144V115H143ZM157 116H158V114H157ZM9 117H10V115H9ZM35 117H36V116H35ZM69 117H68V118H69ZM85 117H84V118H85ZM90 117H91V116H90ZM95 117H96V116H95ZM107 117H108V116H107ZM112 117H113V116H112ZM112 117H111V118H112ZM131 117H132V115H131ZM32 118H34V117H32ZM32 118H31V119H32ZM53 118H54V117H53ZM84 118H82V119H83L82 121H84ZM88 118H89V117H88ZM104 118H105V117H104ZM121 118H123V117H121ZM121 118H120V119H121ZM132 118H133V117H132ZM150 118H151V117H150ZM155 118H156V117H155ZM158 118H159V117H158ZM9 119H11V118H9ZM9 119H8V120H9ZM17 119H18V118H17ZM29 119H30V118H29ZM36 119H37V118H36ZM54 119H55V118H54ZM86 119H87V117H86ZM86 119H85V120H86ZM114 119L116 120V118H114ZM127 119H128V118H127ZM151 119H152V118H151ZM37 120H38V119H37ZM44 120H46V119H44ZM52 120H53V119H52ZM56 120H57V119H56ZM71 120H72V119H71ZM107 120H108V119H107ZM148 120H150V119H147V121H148ZM152 120H153V119H152ZM162 120H163V119H162ZM1 121H2V120H1ZM11 121L13 122V120H11ZM22 121H24V120H22ZM32 121H33V120H32ZM58 121H62V120L60 119V120H58ZM88 121H92V120H88ZM95 121H96V119H95ZM103 121H104V120H103ZM119 121H120V120H119ZM119 121H118V122H119ZM145 121H146V120H145ZM153 121H154V120H153ZM3 122H4V121H3ZM6 122H7V121H6ZM20 122H21V121H20ZM20 122H19V123H20ZM27 122L30 124V122L28 121V119H27ZM53 122H54V121H53ZM56 122H57V121H56ZM80 122H81V121H80ZM113 122H114V120H113ZM116 122H117V120H116ZM134 122H135V121H134ZM156 122H157V121H156ZM4 123H5V122H4ZM7 123H8V122H7ZM7 123H6V124H7ZM16 123H17V122H16ZM32 123H34V121H33ZM35 123H36V122H35ZM35 123H34V124H35ZM49 123H52V122H49ZM49 123H48V124H49ZM63 123H65V122H63ZM85 123H87V122H85ZM110 123H111V122H110ZM114 123H115V122H114ZM160 123H162V122H160ZM6 124H4V125H6ZM14 124H15V122H14ZM34 124H33V125H34ZM53 124H55V122H54ZM83 124H84V123H83ZM95 124H96V123H95ZM111 124H112V123H111ZM115 124H116V123H115ZM119 124H120V123H119ZM121 124H122V122H121ZM146 124H147V122H146ZM1 125H2V124H1ZM12 125H13V124H11V126H12ZM15 125H16V124H15ZM17 125H18V124H17ZM24 125H25V124H24ZM24 125H23V126H24ZM33 125H32V126H33ZM40 125L42 126V124H40ZM40 125H38V126H40ZM46 125H47V124H46ZM51 125H52V124H51ZM92 125H93V124H92ZM117 125H118V124H117ZM142 125H143V124H142ZM157 125H158V123H157ZM160 125H162V124H160ZM160 125H159V126H160ZM6 126H7V125H6ZM20 126H21V124H20ZM27 126H28V125H27ZM41 126H40V127H41ZM47 126H48V125H47ZM56 126L58 127V125H56ZM66 126H67V125H66ZM77 126H78V125H77ZM112 126H113V124H112ZM120 126H121V125H120ZM147 126L151 127L150 125H147ZM153 126H154V125H153ZM155 126H156V124H155ZM0 127H1V126H0ZM4 127H5V126H4ZM29 127H30V126H29ZM44 127H45V125H44ZM59 127H60V126H59ZM59 127H58V128H59ZM68 127H69V126H68ZM78 127H79V126H78ZM83 127H84V126H83ZM94 127H95V126H94ZM109 127H111V126H109ZM117 127H118V126H117ZM30 128H31V127H30ZM51 128H52V127H51ZM53 128H55V127H53ZM85 128H86V127H85ZM90 128H91V127L89 126V129H90ZM113 128H114V127H113ZM133 128H134V127H133ZM141 128H142V127H141ZM152 128H153V127H151V129H152ZM158 128H159V127H158ZM19 129H20V128H19ZM43 129H44V128H43ZM60 129H61V128H60ZM60 129H58V130H60ZM65 129H66V131H67L68 128L66 127ZM93 129H94V128H93ZM95 129H96V128H95ZM134 129H135V128H134ZM134 129H133V130H134ZM143 129H144V128H143ZM143 129H142V131H143ZM147 129H148V128H147ZM7 130H8V128H7ZM14 130H15V129H14ZM22 130L25 131L24 129H22ZM46 130H47V129H46ZM54 130H55V129H54ZM61 130H62V129H61ZM68 130H69V129H68ZM74 130H75V129H74ZM100 130H101V129H100ZM121 130H122V127H121ZM123 130H125V129H123ZM123 130H122V132H121L122 134H123V132H124ZM137 130H139V128H138ZM20 131H21V130H20ZM23 131H22V132H23ZM26 131H28V130H26ZM35 131H36V130H35ZM50 131H51V130H50ZM70 131H71V130H70ZM113 131H115V130L113 129ZM116 131H118V130H116ZM135 131H136V130H135ZM152 131H153V130H152ZM32 132H33V131H32ZM47 132L49 133V131H47ZM51 132H52V131H51ZM51 132H50V133H51ZM76 132H77V131H76ZM106 132H107V131H106ZM106 132H104V133L106 134ZM118 132H120V131H118ZM59 133H60V132H59ZM115 133H116V132H115ZM137 133H138V131H137ZM139 133H140V132H139ZM1 134H2V133H1ZM27 134H29V133H27ZM51 134H53V133H51ZM57 134H58V133H57ZM61 134H62V133H61ZM88 134H89V133H88ZM112 134H113V132H112ZM119 134H120V133H119ZM125 134H126V132H125ZM125 134H123V135H125ZM129 134H130V133H129ZM143 134H144V133H143ZM149 134L151 135V133H149ZM156 134H157V133H156ZM161 134H162V133H161ZM6 135H7V134H6ZM9 135H10V134H9ZM29 135H30V134H29ZM66 135H67V134H66ZM89 135H90V134H89ZM145 135H147V137H149L148 134H145ZM10 136H11V135H10ZM14 136H15V135H14ZM14 136H13V138H14ZM27 136H28V135H27ZM41 136H42V135H41ZM50 136H53V135H50ZM70 136H71V135H70ZM90 136H91V135H90ZM138 136H139V135H138ZM21 137H22V136H21ZM29 137H31V136H29ZM59 137H60V136H59ZM65 137H66V136H65ZM71 137H73V136H71ZM128 137H129V136H128ZM143 137H144V136H143ZM5 138H6V137H5ZM33 138H34V137H33ZM68 138H69V137H68ZM76 138H77V137H76ZM76 138H75V139H76ZM79 138H80V137H79ZM162 138H163V136H162ZM1 139H2V138H0V141H2ZM6 139H7V138H6ZM17 139H18V138H17ZM53 139H55V137H53ZM81 139H82V138H81ZM84 139H85V138H84ZM88 139H89V138H88ZM128 139L130 140L131 138H128ZM49 140H51V139L49 138ZM68 140H69V139H67V141H68ZM70 140H71V139H70ZM77 140H78V138H77ZM5 141H6V140H4V142H5ZM30 141H31V140H30ZM45 141H46V140H45ZM72 141H74V140H72ZM75 141H76V140H75ZM79 141H80V139H79ZM79 141H78V142H79ZM132 141H133V139H132ZM155 141H157V140H155ZM22 142H23V141H22ZM47 142H48V141H47ZM53 142H54V141H53ZM95 142H96V141H95ZM117 142H119V141H117ZM117 142H116V143H117ZM125 142H126V141H125ZM144 142H145V141H144ZM2 143H3V142H2ZM6 143H7V142H6ZM6 143H5V144H6ZM40 143H41V142H40ZM61 143H63V142H60V145H61ZM65 143H66V146H67V142H66V141H65ZM65 143H64V144H65ZM73 143H74V142H73ZM91 143H92V142H91ZM129 143H135V142H129ZM160 143H161V142H160ZM3 144H4V143H3ZM36 144H37V143H36ZM54 144H55V143H54ZM64 144H63V145H64ZM69 144H70V143H69ZM77 144H79V143H77ZM80 144H82L81 141H80ZM83 144H84V143H83ZM87 144H88V143H87ZM138 144H139V143H138ZM162 144H163V143H162ZM6 145H7V144H6ZM57 145H58V143H57ZM57 145H56V146H57ZM60 145H59V146H60ZM73 145L75 146V144H73ZM89 145H90V144H89ZM96 145H97V143L94 144V142H93V146H96ZM134 145H135V144H134ZM134 145H133V146H134ZM140 145H141V144H140ZM37 146H39V144H38ZM56 146H55V147H56ZM68 146H69V145H68ZM70 146H72V145L70 144ZM70 146H69V147H70ZM125 146H126V145H125ZM127 146H128V143H127ZM133 146H132V147H133ZM0 147H1V143H0ZM55 147H54V148H55ZM84 147H85V146H84ZM134 147H135V146H134ZM134 147H133V149H134ZM142 147H143V146H142ZM150 147H151V145H150ZM156 147H157V146H156ZM55 149H57V148H55ZM65 149H66V148H65ZM69 149H70V148H69ZM69 149H68V150H69ZM114 149L116 150V148H114ZM128 149H129V148H128ZM131 149H132V148H131ZM135 149H136V148H135ZM149 149H150V148H149ZM60 150H61V148H59V151H60ZM70 150H71V149H70ZM3 151H4V150H3ZM5 151H6V150H5ZM84 151H85V150H84ZM121 151H122V150H121ZM125 151H126V149H125ZM127 151H128V150H127ZM151 151H152V149H151ZM61 152H63V151H61ZM82 152H83V151H82ZM103 152H104V151H103ZM134 152H135V151H134ZM136 152L139 153L138 150H136ZM154 152H156V151H154ZM5 153H6V152H5ZM116 153H117V152H116ZM80 154H81V153H80ZM80 154H79V156H80ZM114 154H115V152H114ZM117 154H118V153H117ZM120 154H121V153H119V155H120ZM122 154H123V153H122ZM122 154H121V155H122ZM129 154H130V153H129ZM132 154H133V153H132ZM139 154H140V153H139ZM40 155H41V153H40ZM54 155H55V154H54ZM75 155H76V154H75ZM94 155H95V154H94ZM94 155H93V156H94ZM119 155H118V156H119ZM144 155H145V154H144ZM0 156H1V155H0ZM13 156H14V155H13ZM51 156H52V155H51ZM60 156H61V158L63 157L62 154H61ZM66 156H67V155H66ZM86 156H87L86 158L88 159V156H89V155H86ZM110 156H112V155H110ZM118 156H117V157H118ZM123 156H124V155H123ZM126 156H127V155H126ZM138 156H139V155H138ZM1 157H2V156H1ZM11 157H12V155H11ZM17 157H18V156H17ZM34 157H36V156H34ZM34 157H33V159H34ZM67 157H69V156H67ZM83 157H85V156H83ZM97 157H98V156H97ZM124 157H125V156H124ZM127 157H128V156H127ZM127 157H126V159H127ZM131 157H132V156H131ZM6 158H7V157H6ZM14 158H15V157H14ZM23 158L25 159V157H23ZM30 158H31V157H30ZM37 158H38V157H37ZM51 158H52V157H51ZM51 158H50V159H51ZM53 158H54V157H53ZM73 158H74V157H73ZM79 158H81V157H79ZM79 158H78V159H79ZM119 158H120V157H119ZM21 159H22V158H21ZM21 159H19L20 162H21ZM62 159H63V158H62ZM62 159H61V160H62ZM64 159H65V157H64ZM87 159H86V160H87ZM117 159H118V158H117ZM120 159H122V158H120ZM120 159H118V160H120ZM4 160H5V159H4ZM7 160H8V159H7ZM45 160H46V159H45ZM53 160H54V159H53ZM68 160H69V159H68ZM83 160H85V158H84ZM88 160H89V159H88ZM94 160H95V159H94ZM94 160H93V158H92V161H94ZM114 160H115V159H114ZM135 160H136V159H135ZM13 161H15V160H13ZM37 161H38V160H37ZM54 161H55V160H54ZM58 161H59V159H58ZM69 161H70V160H69ZM16 162H17V161H16ZM16 162H14V164H15ZM25 162H27V161H25ZM28 162H29V160H28ZM33 162H34V161H33ZM35 162H36V161H35ZM42 162H43V161H42ZM45 162H47V161H45ZM60 162H61V161H60ZM64 162H65V161H64ZM64 162H63V163H64ZM75 162H76V160H75ZM90 162H91V161H90ZM102 162H103V161H102ZM102 162H101V163H102ZM109 162H110V160H109ZM125 162H126V161H125ZM160 162H161V161H160ZM7 163H8V162H7ZM17 163H18V162H17ZM17 163H16V164H17ZM21 163H23V161H22ZM51 163H52V160H51ZM82 163H83V162H82ZM82 163H81V164H82ZM110 163H111V162H110ZM123 163H124V161H123ZM136 163H137V162H136ZM34 164H35V163H34ZM42 164H43V163H42ZM68 164H69V162H68ZM70 164H71V163H70ZM73 164H75V163H73ZM76 164H79V165H80V163H76ZM85 164H86V163H85ZM102 164H103V163H102ZM112 164H114V163H112ZM116 164H117V163H116ZM119 164H121V163H119ZM119 164H118V165H119ZM23 165L25 166L26 163H24ZM37 165H38V164H37ZM47 165H48V164H47ZM47 165H46V168H47ZM49 165H50V164H49ZM52 165H53V164H52ZM52 165H51V166H52ZM79 165H78V167H79ZM144 165H145V164H144ZM17 166H18V165H17ZM26 166H27V165H26ZM28 166H29V165H28ZM38 166H39V165H38ZM43 166H44V165H43ZM54 166H57V165H54ZM58 166H59V165H58ZM86 166H87V165H86ZM104 166H105V165H104ZM109 166H110V165H109ZM111 166H112V165H111ZM161 166H162V165H161ZM3 167H4V166H3ZM19 167H20V166H19ZM35 167H37V166H35ZM76 167H77V165H76ZM80 167H82V166H80ZM105 167H106V166H105ZM148 167H149V166H148ZM32 168H33V167H32ZM71 168H72V167H71ZM73 168H75V167H73ZM118 168H119V167H118ZM161 168H162V167H161ZM64 169H65V168H64ZM69 169H70V168H69ZM75 169H76V168H75ZM143 169H144V167H143ZM14 170H15V169H14ZM14 170L11 171V172H14ZM21 170H22V169H21ZM56 170H57V169H56ZM103 170H104V169H103ZM29 171L32 172L31 170H29ZM33 171L35 172L34 169H33ZM45 171H48V170H45ZM66 171H68V170H66ZM66 171H64L65 174H66ZM73 171H74V170H73ZM118 171H119V170H118ZM15 172H16V170H15ZM15 172H14V173H15ZM19 172H20V171H19ZM25 172H26V171H25ZM25 172H24V173H25ZM27 172H28V171H27ZM57 172H58V171H57ZM59 172H60V171H59ZM68 172H69V171H68ZM101 172H102V171H101ZM103 172H104V171H103ZM112 172H113V171H112ZM128 172H130V171H128ZM161 172H162V171H161ZM1 173H3V172H0V174H1ZM7 173H8V172H7ZM47 173H48V172H47ZM47 173H44V174H47ZM54 173H55V172H54ZM73 173H74V172H73ZM75 173H76V172H75ZM88 173H89V172H88ZM105 173H106V172H105ZM109 173H111V172H108V174H109ZM11 174H13V173H11ZM15 174H17V173H15ZM22 174H23V173H22ZM55 174H56V173H55ZM55 174H54V175H55ZM61 174H62V173H61ZM65 174H64V175H65ZM68 174H69V173H68ZM108 174H107V176H108ZM112 174H113V176H114V173H112ZM115 174H116V173H115ZM120 174H121V173H120ZM23 175H25V174H23ZM29 175H30V174H29ZM66 175H67V174H66ZM71 175H72V174H71ZM94 175H95V174H94ZM105 175H106V174H105ZM157 175H158V174H157ZM160 175H162V174H160ZM12 176H13V175H12ZM50 176H51V175L49 174V177H50ZM113 176H112V177H113ZM128 176L131 177L130 175H128ZM135 176H136V175H135ZM7 177H8V176H7ZM35 177H36V176H35ZM37 177H38V175H37ZM42 177H44V176H42ZM67 177H68V179H70L69 175H68ZM74 177H75V175H74ZM81 177H82V176H81ZM84 177H85V176H84ZM87 177H88V175H87ZM97 177H99V175H98ZM97 177H96V179H97ZM112 177H111V178H112ZM121 177H122V176H121ZM121 177H120V178H121ZM62 178H63V177H62ZM62 178H61V179H62ZM77 178H78V177H77ZM79 178H80V177H79ZM125 178H126V177H125ZM13 179H15V178L13 177ZM30 179H31V178H30ZM41 179L44 180V178H41V177H40V179H38V180H41ZM45 179H46V178H45ZM55 179H56V178H55ZM59 179H60V178H59ZM88 179H89V178H88ZM88 179H86V180L88 181ZM93 179H95V178H93ZM132 179H133V178H132ZM147 179H148V178H147ZM150 179H151V178H150ZM152 179H153V178H152ZM9 180H10V179H9ZM43 180H42V181H43ZM49 180H50V179H49ZM51 180H52V178H51ZM56 180H57V179H56ZM65 180H66V179H65ZM77 180L79 181V179H77ZM99 180H100V179H99ZM122 180H123V179H122ZM129 180H130V179H129ZM6 181H7V180H6ZM10 181H11V180H10ZM19 181H20V180H19ZM24 181H26V180H24ZM33 181H34V180H33ZM42 181H41V183H42ZM62 181H64V180H62ZM67 181H68V180H66V182H67ZM73 181H74V180H73ZM105 181H106V180H105ZM151 181H152V180H151ZM151 181H150V183H151ZM8 182H9V181H8ZM11 182H13V180H12ZM36 182H37V181H36ZM44 182H45V181H44ZM51 182H52V181H51ZM51 182H49V183H51ZM54 182H55V180H54ZM66 182H65V183H66ZM100 182H101V181H100ZM103 182H104V181H103ZM144 182H145V181H144ZM147 182H148V181H147ZM147 182H146V184H147ZM75 183H76V181H75ZM92 183H93V182H92ZM8 184H9V183H8ZM61 184H62V183H61ZM61 184H60V185H61ZM68 184H69V182H68ZM79 184H80V183H79ZM83 184H85V183H83ZM93 184H94V183H93ZM103 184H104V183H103ZM148 184H149V183H148ZM0 185H1V184H0ZM9 185H10V184H9ZM11 185H12V184H11ZM21 185H23V184H21ZM24 185H26V183H24ZM28 185H29V184H28ZM64 185H65V184H64ZM74 185H75V184H74ZM91 185H92V184H91ZM91 185H90V186H91ZM94 185H95V184H94ZM4 186H5V185H4ZM16 186H17V185H16ZM18 186H19V185H18ZM29 186H30V185H29ZM43 186H46L45 183H44ZM70 186H71V185H70ZM76 186H77V185H76ZM76 186H74V187H76ZM79 186H82V184H80ZM117 186H118V185H117ZM117 186H116V187H117ZM2 187H3V186H2ZM11 187H12V186H11ZM19 187H20V186H19ZM33 187H34V185H33ZM49 187H52V186H49ZM49 187H48V188H49ZM62 187H63V186H62ZM62 187H61V188H62ZM64 187H65V186H64ZM64 187H63V188H64ZM72 187H73V186H72ZM72 187H71V188H72ZM83 187H85V186H83ZM92 187H93V186H92ZM100 187H101V185H100ZM127 187H128V186H127ZM130 187H131V186H130ZM7 188H8V187H7ZM25 188H27V187H25ZM35 188H36V186H35ZM57 188H58V187H57ZM57 188H56V189H57ZM66 188H67V187H66ZM66 188H65V189H66ZM76 188H77V187H76ZM94 188H95V187H94ZM123 188H124V187H123ZM125 188H126V185H125ZM15 189H16V188H15ZM38 189H39V188H38ZM38 189H37V190H38ZM68 189H69V188H68ZM68 189H67V190H68ZM80 189H81V187H80ZM80 189H78V190H80ZM89 189H90V188H89ZM98 189H99V188H98ZM107 189H108V188H107ZM26 190H27V189H26ZM26 190H24V191H26ZM52 190H53V188H52ZM52 190H51V191H52ZM57 190H58V189H57ZM57 190H56V192H57ZM67 190H66V191H67ZM71 190H74V193L76 194V192H77V191L75 192L76 189L73 188V189H71ZM99 190H100V189H99ZM3 191H4V190H3ZM3 191H2V192H3ZM5 191H6V190H5ZM15 191H16V190H15ZM17 191H18V190H17ZM20 191H21V188H20ZM24 191H23V192H24ZM30 191H32V190L30 189ZM48 191H49V190H48ZM58 191H60V189H59ZM66 191H65V192H66ZM92 191H94V190H92ZM101 191H102V190H101ZM114 191H115V189H114ZM127 191H128V190H127ZM18 192H19V191H18ZM21 192H22V191H21ZM28 192H29V191H28ZM46 192H47V191H46ZM49 192H50V191H49ZM53 192H54V191H52V193H53ZM83 192H84V191H83ZM83 192H82V193H83ZM115 192H116V191H115ZM7 193H8V191H7ZM25 193H26V192H25ZM59 193H60V192H59ZM95 193H96V192H95ZM124 193H125V192H124ZM12 194H13V193H12ZM20 194H21V193H20ZM56 194H57V193H56ZM70 194H71V193H70ZM3 195H4V194H3ZM25 195H28V194L26 193ZM31 195H32V194H31ZM35 195H38V193H36ZM67 195H69V194H67ZM77 195H78V194H76V197H77ZM79 195H80V194H79ZM79 195H78V196H79ZM82 195H83V194H82ZM88 195H89V194H88ZM7 196H8V195H7ZM7 196H6V197H7ZM12 196H13V195H11V197H12ZM14 196H15V195H14ZM18 196H19V195H18ZM43 196H44V195H43ZM74 196H75V195H74ZM84 196H85V194H84ZM90 196H91V195H89L88 198H90ZM101 196H102V195H101ZM8 197H10V196H8ZM11 197H10V198H11ZM28 197H29V195H28ZM40 197H41V196H40ZM45 197H46V195H45ZM63 197L65 198V196H63ZM67 197H68V196H67ZM69 197H70V196H69ZM76 197H74V198H76ZM91 197H94V196H91ZM115 197H116V196H115ZM130 197H131V196H130ZM16 198H17V196H16ZM16 198H15V200H16ZM24 198H25V197H24ZM26 198H27V197H26ZM32 198H33V197H32ZM70 198H71V197H70ZM80 198H81V197H80ZM84 198H85V197H84ZM2 199H4V198H2ZM12 199H13V198H12ZM27 199H28V198H27ZM30 199H31V198H30ZM34 199H35V198H34ZM40 199H41V198H40ZM61 199H62V198H61ZM100 199H101V198H100ZM22 200H23V199H22ZM28 200H29V199H28ZM37 200H38V199H37ZM70 200H72V199H70ZM70 200H69V202H70ZM84 200H85V199H84ZM89 200H90V199H89ZM7 201H8V200H7ZM13 201H14V200H13ZM17 201H18V200H17ZM17 201H16V202H17ZM51 201H52V199H51ZM51 201H50V202H51ZM59 201H61V200H59ZM59 201H58V203H59ZM79 201H80V200H79ZM96 201H98V200H96ZM126 201L131 202V200L129 201V199L126 200ZM141 201H142V200H141ZM5 202H6V201H5ZM11 202H12V201H11ZM56 202H57V201H56ZM56 202H55V203H56ZM92 202H93V200H92ZM92 202H90V204H92ZM3 203H4V202H3ZM19 203H20V202H19ZM27 203H28V202H27ZM32 203H33V202H32ZM66 203H67V201H66ZM94 203H95V202H94ZM131 203H132V202H131ZM131 203H130V204H131ZM138 203H140V202H138ZM17 204H18V203H17ZM20 204H21V203H20ZM37 204H38V203H37ZM37 204H36V207H37ZM49 204H50V203H49ZM64 204H65V203H64ZM67 204H68V203H67ZM99 204H100V201H99ZM107 204H108V203H107ZM116 204H117V203H116ZM27 205H28V204H27ZM34 205H35V204H34ZM34 205H32V206L34 207ZM44 205H45V204H44ZM52 205H53V204H52ZM52 205H51V206H52ZM62 205H63V204H62ZM65 205H66V204H65ZM65 205H64V206H65ZM68 205H69V204H68ZM85 205H86V208H87V207H88L87 204H85ZM100 205H101V204H100ZM21 206H22V205H21ZM21 206H20V209L23 208V207L21 208ZM51 206H50V207H51ZM57 206H58V205H57ZM64 206H63V207H64ZM90 206H91V205H90ZM101 206H102V205H101ZM114 206H115V205H114ZM117 206H118V205H117ZM131 206H132V204L130 205V207H131ZM158 206H160V205H158ZM4 207H5V206H4ZM12 207H14V206H12ZM16 207H17V206H16ZM48 207H49V205H48ZM53 207H54V205H53ZM59 207H60V206H59ZM65 207H66V206H65ZM105 207H106V206H105ZM109 207H110V206H109ZM111 207H112V205H111ZM120 207H121V206H120ZM156 207H157V206H156ZM0 208H1V207H0ZM6 208H7V207H6ZM14 208H15V207H14ZM25 208H26V207H25ZM25 208H24V209H25ZM43 208H44V207H43ZM51 208H52V207H51ZM61 208H62V207H61ZM61 208H59L60 211L62 210ZM67 208H68V207H67ZM69 208H70V207H69ZM80 208H81V207H80ZM80 208L78 207V210H79ZM82 208H83V207H82ZM92 208H93V207H92ZM92 208H90V209H92ZM94 208H95V207H94ZM127 208H128V207H127ZM131 208H133V207H131ZM149 208H150V207H149ZM16 209H17V208H16ZM64 209H66V208H64ZM98 209H100V208L98 207ZM106 209H107V208H106ZM106 209H105V210H106ZM110 209H111V208H110ZM128 209H129V208H128ZM14 210H15V209H14ZM30 210H31V209H30ZM37 210H38V209H36V211H37ZM51 210H52V209H51ZM53 210H54V208H53ZM68 210H69V209H68ZM126 210H127V209H126ZM148 210H149V209H148ZM12 211H13V210H12ZM27 211H28V210H27ZM40 211H41V210H40ZM44 211H46V210H44ZM54 211H55V210H54ZM60 211H58V213H59ZM83 211H84V210H82V212H80V214H81V213H84ZM94 211H96V208H95ZM109 211H110V210H109ZM128 211H129V210H128ZM138 211H139V210H138ZM138 211L135 212L137 216H138V214H139V215L141 214L140 212L138 213ZM3 212H4V211H3ZM22 212H23V211H22ZM28 212H29V211H28ZM55 212H56V211H55ZM85 212H86V211H85ZM98 212H99V211H98ZM100 212H101V211H100ZM107 212H108V211H107ZM1 213H2V212H1ZM17 213H18V212H17ZM20 213H21V212H20ZM29 213H30V212H29ZM35 213H37V212H35ZM39 213H42V211L39 212ZM48 213H49V212H48ZM69 213H70V212H69ZM74 213H75V212H74ZM86 213H88V212H86ZM110 213H113V212H110ZM128 213H129V212H128ZM132 213H133V211H132ZM135 213H134V215H135ZM137 213H138V214H137ZM8 214H9V213H8ZM21 214H22V213H21ZM52 214H53V212H52ZM55 214H56V213H55ZM75 214H76V213H75ZM78 214H79V213H78ZM90 214H91V213H90ZM90 214H88V216H90ZM99 214H100V213H99ZM130 214H131V213H130ZM22 215H23V214H22ZM81 215H82V214H81ZM91 215H92V214H91ZM95 215H96V214H95ZM103 215H105V214H103ZM109 215H110V214H109ZM18 216H19V215L17 214L16 217H18ZM23 216H24V215H23ZM60 216H61V215H60ZM62 216H63V215H62ZM68 216H69V215H68ZM68 216H67V217H68ZM75 216H76V215H75ZM96 216H97V215H96ZM106 216H107V215H105V217H103V219L106 218ZM141 216H142V215H141ZM13 217H14V216H13ZM24 217H25V216H24ZM28 217H29V216H28ZM90 217H91V216H90ZM94 217H95V216H94ZM129 217H130V216H129ZM142 217H144V216H142ZM149 217H151V216H149ZM14 218H15V217H14ZM22 218H23V217H22ZM30 218H31V217H30ZM36 218H38V217H36ZM48 218H49V217H48ZM52 218H53V217H52ZM65 218H66V217H65ZM95 218H96V217H95ZM114 218H115V217H114ZM126 218H128V217H126ZM136 218H137V217H136ZM140 218H141V217H140ZM23 219H24V218H23ZM26 219H28V218H26ZM42 219H43V218H42ZM46 219H47V218H46ZM61 219H62V218H61ZM91 219H92V217H91ZM99 219H100V217H99ZM123 219H124V218H123ZM128 219H131V221H133L132 218H128ZM142 219H143V218H142ZM157 219H158V218H157ZM35 220H36V219H35ZM59 220H60V219H59ZM65 220H66V219H65ZM65 220H63V221H65ZM68 220H69V219H68ZM73 220H74V219H73ZM78 220H81V217H80V219H78ZM78 220H77V221H78ZM88 220H89V219H88ZM114 220H116V219H114ZM120 220H121V219H120ZM147 220H148V219H147ZM149 220H150V219H149ZM27 221H28V220H26V222H27ZM36 221H37V220H36ZM39 221H40V220H39ZM48 221H50V220H48ZM55 221H56V220H55ZM77 221H76V222H77ZM85 221H86V220H85ZM85 221H82V222L85 223ZM118 221H119V220H118ZM128 221H129V220H128ZM141 221H142V220H141ZM1 222H2V221H1ZM1 222H0V223H1ZM71 222H72V221H71ZM119 222H120V221H119ZM122 222H123V221H122ZM126 222H127V221H126ZM138 222H140V221H138ZM145 222H146V221H145ZM48 223H49V222H48ZM60 223H61V222H60ZM79 223H80V222H78V224H79ZM86 223H89V222H86ZM96 223H98V222H96ZM106 223H107V222H106ZM106 223H105V224H106ZM109 223H110V222H109ZM115 223H116V222H114V224H115ZM135 223H136V222H135ZM135 223L132 222V224H135ZM141 223H142V222H141ZM146 223H147V222H146ZM150 223H151V222H150ZM159 223H160V222H159ZM31 224H32V223H31ZM38 224H39V223H38ZM49 224H50V223H49ZM52 224H53V222H52ZM57 224H58V222H57ZM76 224H77V223H76ZM102 224H104V223L102 222ZM110 224H111V223H110ZM114 224H113V226H114ZM124 224H125V221H124ZM129 224L131 225L130 222H129ZM156 224H157V221H156ZM161 224H162V223H161ZM46 225H47V224H46ZM69 225H71V224H69ZM79 225H80V224H79ZM93 225H94V224H93ZM95 225H96V224H95ZM106 225H107V224H106ZM115 225H116V224H115ZM118 225H119V224H118ZM120 225H121V223H120ZM138 225H139V223H138L136 226H138ZM143 225H145V224H143ZM146 225H148V224H146ZM146 225H145V226H146ZM149 225H150V224H149ZM149 225H148V226H149ZM19 226H20V225H19ZM32 226H33V225H32ZM34 226L36 227V225H34ZM71 226H72V225H71ZM73 226H75V225H73ZM82 226H83V225H82ZM88 226H89V225H88ZM99 226H101V225H99ZM107 226H108V225H107ZM125 226H126V225H125ZM127 226H128V225H127ZM140 226H141V224H140ZM151 226H152V223H151ZM161 226H163V225H161ZM69 227H70V226H69ZM83 227H84V226H83ZM89 227H90V226H89ZM114 227H115V226H114ZM123 227H124V226H123ZM10 228H12V227H10ZM60 228H61V225H60ZM74 228H75V227H74ZM76 228H77V227H76ZM85 228H86V226H85ZM90 228H93V226L90 227ZM103 228H104V227H103ZM105 228H106V227H105ZM119 228H120V227H119ZM124 228H125V227H124ZM126 228H128V227H126ZM140 228H141V227H140ZM143 228H144V226H143ZM145 228H146V227H145ZM154 228H155V227H154ZM14 229H15V228H14ZM16 229H18V228H16ZM67 229H68V228H67ZM80 229H81V228H80ZM86 229H87V228H86ZM86 229H85V231H86ZM99 229H100V228H99ZM114 229H115V228H114ZM134 229H135V228H134ZM157 229H158V228H157ZM44 230H45V229H44ZM92 230H93V229H92ZM92 230L90 229L89 231H92ZM115 230H118V229H115ZM125 230H129V229H125ZM144 230H145V229H144ZM146 230H147V229H146ZM149 230H150V229H149ZM149 230H148V232H149ZM83 231H84V230H83ZM87 231H88V229H87ZM87 231H86V232H87ZM17 232L19 233V231H17ZM17 232H16V233H17ZM21 232H22V231H21ZM25 232L30 233L29 231H25ZM32 232H33V231H32ZM35 232H36V231H35ZM67 232H68V231H67ZM77 232H78V231H77ZM99 232H100V231H99ZM115 232H116V231H115ZM127 232H128V231H127ZM150 232H151V231H150ZM154 232H155V230H154ZM156 232H157V230H156ZM156 232H155V233H156ZM23 233H24V231H23L21 234H23ZM27 233H26V234H27ZM71 233L73 234V232H71ZM89 233H90V232H88V234H89ZM91 233H92V232H91ZM93 233H94V232H93ZM93 233H92V235H93ZM102 233H103V232H102ZM125 233H126V232H125ZM152 233H153V231H152ZM160 233H161V232H160ZM1 234H2V233H1ZM1 234H0V236H1ZM21 234H20V235H21ZM31 234H32V233H31ZM43 234H44V233H43ZM88 234H86V235H88ZM95 234H97V233H95ZM144 234H145V233H144ZM4 235H5V234H4ZM18 235H19V234H17V236H18ZM70 235H71V234H70ZM102 235H103V234H102ZM107 235H108V234H107ZM107 235H106V236H107ZM127 235H128V233L126 234V236H127ZM129 235H130V234H129ZM135 235H136V234H135ZM160 235H161V234H160ZM162 235H163V233H162ZM7 236H8V235H7ZM17 236H16V237H17ZM45 236H47V234H45ZM56 236H57V235H56ZM56 236H55V237H56ZM59 236H60V235H59ZM65 236H66V235H65ZM74 236H75V235H74ZM98 236H99V235H98ZM100 236H101V235H100ZM106 236H104V237H102V238H105V239H106ZM110 236H111V235H110ZM110 236H109V237H110ZM120 236H122V235H120ZM30 237H31V236H30ZM30 237H29V238H30ZM34 237H36V239L38 238L37 236H33V239H35ZM48 237L50 238L51 236H48ZM71 237H72V236H71ZM77 237H78V236H77ZM80 237H81V235H80ZM92 237H93V236H92ZM127 237H128V236H127ZM127 237H126V239H127ZM148 237H149V236H148ZM2 238H4V237L2 236ZM65 238H66V237H65ZM82 238H83V237H82ZM88 238H90V237H88ZM107 238H108V237H107ZM119 238H120V237H119ZM124 238H125V237H124ZM15 239H16V238H15ZM25 239H27V238H25ZM25 239H23V240L25 241ZM39 239H40V238H39ZM56 239H57V238H56ZM58 239H59V238H58ZM68 239H69V237H68ZM71 239H72V238H71ZM73 239H75V237H73ZM73 239H72V240H73ZM90 239H91V238H90ZM113 239H114V238H113ZM121 239H122V237H121ZM137 239H138V238H137ZM146 239L148 240L147 237H146ZM4 240H5V239H4ZM10 240H11V239H10ZM12 240H14V239H12ZM46 240H47V239H46ZM59 240H61V239H59ZM76 240L78 241L79 239H76ZM86 240H88V239H86ZM110 240H112V239H110ZM122 240H124V239H122ZM132 240H133V239H132ZM1 241H2V240H1ZM14 241H15V240H14ZM38 241H39V240H38ZM38 241H37V242H38ZM48 241L50 242V240H48ZM64 241H65V240H64ZM80 241H81V239H80ZM83 241H84V240H83ZM88 241H89V240H88ZM98 241H99V238H98ZM108 241H109V239H108ZM118 241H120V240H118ZM149 241H151V240L149 239ZM153 241H155V240H153ZM2 242H3V241H2ZM6 242H7V241H6ZM34 242H36V241H34ZM67 242H68V241H67ZM94 242H95V241H94ZM109 242H110V241H109ZM116 242H117V241H116ZM116 242H115V243H116ZM126 242H127V240H126ZM151 242H152V241H151ZM151 242H150V244H151ZM3 243H4V242H3ZM60 243H61V242H60ZM85 243H86V242H85ZM85 243H84V244H85ZM88 243H89V242H88ZM91 243L94 245L93 241H92ZM101 243H102V242H101ZM104 243H105V241H104ZM106 243H107V242H106ZM117 243H118V242H117ZM148 243H149V242H148ZM148 243H147V244H148ZM7 244H9V243H7ZM32 244H33V242H32ZM39 244H40V242H39ZM49 244H50V243H49ZM81 244H82V242H81ZM95 244H96V243H95ZM97 244H98V243H97ZM108 244H109V243H107V245H108ZM122 244H123V243H122ZM126 244H128V243H126ZM161 244H162V243H161ZM1 245H2V244H1ZM1 245H0V246H1ZM9 245H10V244H9ZM9 245H8V246H9ZM33 245H34V244H33ZM33 245H32V246H33ZM36 245H37V244H36ZM36 245H35V246H36ZM65 245H66V244H65ZM69 245H70V244H69ZM89 245H90V244H89ZM100 245H101V247H102V244H100ZM100 245H99V246H100ZM109 245H110V244H109ZM111 245H112V244H111ZM111 245H110V246H111ZM130 245H132V243H131ZM148 245H149V244H148ZM153 245H154V244H153ZM157 245H158V244H157ZM6 246H7V245H6ZM12 246H13V245L11 244V247H12ZM39 246H40V245H39ZM55 246H56V245H55ZM58 246H59V245H58ZM62 246H63V245H62ZM85 246H86L85 248H87V244H86ZM99 246H98V247H99ZM119 246H121V245H119V243H118V247H119ZM158 246H159V245H158ZM29 247H30V246H29ZM36 247H37V246H36ZM42 247H43V243H42ZM44 247H45V246H44ZM44 247H43V248H44ZM47 247H49V246H47ZM94 247H95V246H93L92 248H94ZM111 247H112V246H111ZM118 247H117V248H118ZM126 247H128V246H126ZM134 247H135V246H134ZM134 247H133V248H134ZM136 247H137V246H136ZM146 247L148 248V246H146ZM17 248H18V247H17ZM21 248H23V247H21ZM34 248H35V247H34ZM38 248L41 249L40 247H38ZM43 248H42V249H43ZM50 248H51V246H50ZM64 248H66V247H64ZM81 248H82V247H81ZM83 248H84V246H83ZM119 248H120V247H119ZM119 248H118V249H119ZM123 248H124V247H123ZM128 248H129V247H128ZM141 248H142V247H141ZM144 248H145V247H144ZM1 249H2V248H1ZM3 249H4V248H3ZM14 249H16V247H15ZM32 249H33V248H32ZM44 249H45V248H44ZM53 249H55V248H53ZM68 249H69V248H68ZM74 249H76V248H74ZM74 249H73V250H74ZM78 249H79V248H78ZM78 249H77V250H78ZM90 249H91V248H90ZM96 249H97V247H96ZM103 249L106 250V248H103ZM103 249H102V250H103ZM108 249H109V248H108ZM108 249H107V251H108ZM111 249H112V248H111ZM115 249H116V248H115ZM121 249H122V248H121ZM125 249H126V250H129V249H127V248H125ZM134 249H135V248H134ZM10 250H11V249H10ZM28 250L30 251V248H28ZM45 250H46V249H45ZM47 250H48V248H47ZM83 250H84V249H83ZM91 250H92V249H91ZM100 250H101V248H100ZM102 250H101V252H104V251H102ZM113 250H114V249H113ZM144 250H145V249H144ZM158 250H159V249H158ZM2 251H3V250H2ZM12 251H13V249H12ZM20 251H21V250H20ZM22 251H23V249H22ZM40 251H41V250H40ZM53 251H55V250H53ZM64 251H65V250H64ZM75 251H76V250H75ZM98 251H99V250H98ZM129 251H130V250H129ZM132 251H133V249H132ZM145 251H146V250H145ZM10 252H11V251H10ZM10 252H9V253H10ZM17 252H18V251H17ZM17 252H14V253H17ZM41 252H42V251H41ZM77 252H78V251H77ZM82 252H83V251H82ZM123 252H125V250H124ZM123 252H122V253H123ZM139 252H141V251H139ZM3 253H4V251H3ZM12 253H13V252H12ZM18 253H20V252H18ZM21 253H22V252H21ZM45 253H46V251H45ZM47 253H48V252H47ZM49 253H50V252H49ZM51 253H53V252H51ZM61 253H63V252H61ZM65 253H66V252H65ZM73 253H75V252H73ZM78 253H79V252H78ZM85 253H87V252H85ZM96 253H98V252H96ZM107 253H108V252H107ZM107 253H106V254H107ZM116 253H117V250H116ZM120 253H121V252H120ZM0 254H1V253H0ZM28 254H30V252H29ZM28 254H27V256H29ZM36 254H37V253H36ZM36 254H33V255H35V257H36V256H37ZM98 254H99V253H98ZM118 254H119V253H118ZM118 254H117V255H118ZM132 254H133V252H132ZM140 254H141V253H140ZM6 255H7V254H6ZM33 255H32V256H33ZM46 255H47V254H46ZM46 255H44V257H47ZM82 255H83V254H82ZM96 255H97V254H96ZM121 255H122V254H121ZM124 255H125V253H124ZM126 255H127V257H128V254H126ZM134 255H135V254H134ZM141 255H142V254H141ZM0 256H1V255H0ZM10 256H11V255H10ZM13 256H14V255H13ZM15 256H16V255H15ZM20 256H21V255H20ZM32 256H31V257L29 256V257L32 258ZM65 256H66V255H65ZM93 256H94V255H93ZM109 256H110V255H109ZM109 256L107 255L106 257L108 258ZM145 256H146V255H145ZM145 256H144V257H145ZM18 257H19V255H18ZM21 257H22V256H21ZM24 257H25V256H24ZM61 257H62V256H61ZM82 257H83V256H82ZM89 257H90V256H89ZM94 257H95V256H94ZM100 257H102V255H101ZM100 257L98 256V258H100ZM118 257H120V256H118ZM125 257H126V256H125ZM130 257H131V256H130ZM138 257H139V256H138ZM6 258H7V257H6ZM13 258H14V257H13ZM41 258H42V256H41ZM67 258H68V257H67ZM76 258H77V257H76ZM78 258H79V257H78ZM86 258H87V257H86ZM92 258H93V257H92ZM112 258H113V257H112ZM112 258L110 257V259H112ZM114 258H115V257H114ZM116 258H117V257H116ZM116 258H115V259H116ZM120 258H121V257H120ZM140 258H141V257H140ZM147 258H148V257H147ZM20 259H21V258H20ZM32 259H33V258H32ZM32 259H30V260H32ZM48 259H49V258H48ZM59 259H61V258H59ZM64 259H65V258H64ZM88 259H89V258H88ZM104 259H105V258H104ZM128 259H129V258H128ZM128 259H127V261H128ZM138 259H139V258H138ZM155 259H156V258H155ZM2 260H4V259H2ZM30 260H29V261H30ZM33 260H34V259H33ZM43 260H44V259H43ZM49 260H51V259H49ZM68 260H69V259H68ZM98 260H99V259H98ZM102 260H103V259H102ZM116 260H117V259H116ZM123 260H124V258H123ZM123 260H121V261L123 262ZM129 260H130V259H129ZM9 261H10V260H9ZM52 261H53V258H52ZM59 261H61V260H59ZM59 261H57V262L59 263ZM70 261H71V260H70ZM89 261H90V260H89ZM99 261H100V260H99ZM105 261H106V259H105ZM112 261H114V260H112ZM118 261H120V260H118ZM137 261H138V260H137ZM3 262H4V261H3ZM14 262H15V261H14ZM40 262H41V261H40ZM43 262H44V261H43ZM66 262H67V261H66ZM83 262H84V261H83ZM86 262H87V261H86ZM103 262H104V260H103ZM103 262H102V264H103ZM114 262H115V261H114ZM116 262H117V261H116ZM131 262H132V261H131ZM21 263H22V262H21ZM23 263H24V262H23ZM26 263H27V262H26ZM41 263H42V262H41ZM61 263H63V262L61 261ZM68 263H69V262H68ZM68 263H67V264H68ZM76 263H77V261H76ZM127 263H130V262L128 261ZM132 263H133V262H132ZM141 263H142V261H141ZM17 264H18V263H17ZM30 264H31V263H30ZM39 264H40V263H39ZM55 264H56V263H55ZM71 264H72V263H71ZM83 264H84V263H83ZM91 264H92V263H91ZM96 264H97V263H96ZM100 264H101V263H100ZM110 264H111V263H110ZM137 264H139V263L137 262ZM147 264H148V263H147ZM153 264H154V263H153Z\"/></svg>",
	"mask_w": 264,
	"mask_h": 264
}]
</instances>
